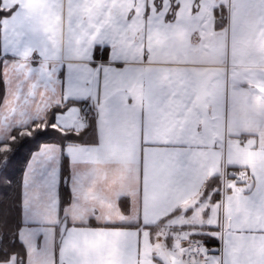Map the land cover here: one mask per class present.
Masks as SVG:
<instances>
[{
  "label": "snow or ice",
  "instance_id": "6c2138e0",
  "mask_svg": "<svg viewBox=\"0 0 264 264\" xmlns=\"http://www.w3.org/2000/svg\"><path fill=\"white\" fill-rule=\"evenodd\" d=\"M0 264H264V0H0Z\"/></svg>",
  "mask_w": 264,
  "mask_h": 264
},
{
  "label": "trees",
  "instance_id": "16d2710c",
  "mask_svg": "<svg viewBox=\"0 0 264 264\" xmlns=\"http://www.w3.org/2000/svg\"><path fill=\"white\" fill-rule=\"evenodd\" d=\"M17 160H18V164H17V174H21L22 173V166H23V161H24V152L22 151L18 157H17Z\"/></svg>",
  "mask_w": 264,
  "mask_h": 264
}]
</instances>
